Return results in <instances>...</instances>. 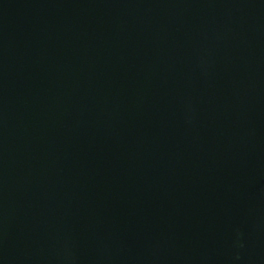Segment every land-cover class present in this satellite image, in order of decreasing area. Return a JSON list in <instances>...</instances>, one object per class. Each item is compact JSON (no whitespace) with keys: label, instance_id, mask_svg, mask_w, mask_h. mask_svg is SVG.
Listing matches in <instances>:
<instances>
[{"label":"water","instance_id":"water-1","mask_svg":"<svg viewBox=\"0 0 264 264\" xmlns=\"http://www.w3.org/2000/svg\"><path fill=\"white\" fill-rule=\"evenodd\" d=\"M0 264H264V0H0Z\"/></svg>","mask_w":264,"mask_h":264}]
</instances>
